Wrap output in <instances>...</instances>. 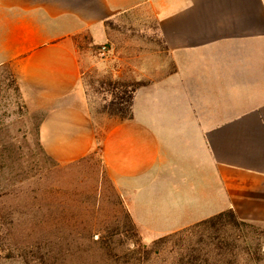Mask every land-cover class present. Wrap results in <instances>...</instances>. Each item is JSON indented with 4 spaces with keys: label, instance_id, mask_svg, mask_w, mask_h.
Instances as JSON below:
<instances>
[{
    "label": "crops",
    "instance_id": "obj_1",
    "mask_svg": "<svg viewBox=\"0 0 264 264\" xmlns=\"http://www.w3.org/2000/svg\"><path fill=\"white\" fill-rule=\"evenodd\" d=\"M0 30L3 58L21 56L47 104L44 152L73 162L96 150L138 232L164 237L230 210L264 226V0H0ZM82 35L106 48L110 79L138 84L131 117L98 139Z\"/></svg>",
    "mask_w": 264,
    "mask_h": 264
},
{
    "label": "rangeland",
    "instance_id": "obj_2",
    "mask_svg": "<svg viewBox=\"0 0 264 264\" xmlns=\"http://www.w3.org/2000/svg\"><path fill=\"white\" fill-rule=\"evenodd\" d=\"M7 35L0 30V40ZM76 47L98 139L122 115L112 103L114 86L122 83L109 78L86 36L76 38ZM3 50L0 45V264H177L186 254L193 264H264V226H233L228 218L161 238L136 229L142 245L155 242L152 253L125 258L133 249L122 235L125 207L98 152L73 162L44 152L38 129L47 104L25 84L21 56L5 60ZM99 237L112 239L113 255L93 243Z\"/></svg>",
    "mask_w": 264,
    "mask_h": 264
},
{
    "label": "trees",
    "instance_id": "obj_3",
    "mask_svg": "<svg viewBox=\"0 0 264 264\" xmlns=\"http://www.w3.org/2000/svg\"><path fill=\"white\" fill-rule=\"evenodd\" d=\"M114 81V80H112ZM119 82L118 80H115L114 83ZM122 83V85L119 86V84H117L116 86H114V100L112 103H116V105H118L120 107V111L122 113L121 117L119 118L120 120L122 119H129L131 117V99H132V94L134 93L136 87L138 86V84L134 83ZM126 211V210H125ZM223 218H228L229 219V223H231L233 226H250L252 225V223H247V222H243L240 221L236 218V216L234 215V213L230 210L226 213L217 215L211 219H208L206 221H203L201 223H212L215 222L216 220H221ZM125 219L127 220V226L124 228L123 231V236L125 235L126 238H129L133 249L131 251H129V254H125V258H127L128 256H132V255H139V256H144L146 257L148 254L152 253L151 249L152 246L155 244V242L149 246H144L140 243V239L138 237L137 234V230L136 227L134 226L133 222L131 221V218L129 216V214L125 213ZM257 225H261V224H257ZM263 226V225H261ZM161 238V237H160ZM96 242H93L95 244H97L99 246V249L103 250L107 256H111L113 255V253L110 252V249L112 248V239L111 238H103V237H99L97 240H95ZM124 258V259H125ZM193 257L190 254H186V256H180L179 260L177 261V264H193ZM126 262H124L125 264Z\"/></svg>",
    "mask_w": 264,
    "mask_h": 264
},
{
    "label": "built area",
    "instance_id": "obj_4",
    "mask_svg": "<svg viewBox=\"0 0 264 264\" xmlns=\"http://www.w3.org/2000/svg\"><path fill=\"white\" fill-rule=\"evenodd\" d=\"M105 52H106V48L104 46L100 47V49L98 51L99 57L102 58L104 56Z\"/></svg>",
    "mask_w": 264,
    "mask_h": 264
}]
</instances>
